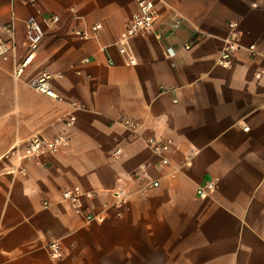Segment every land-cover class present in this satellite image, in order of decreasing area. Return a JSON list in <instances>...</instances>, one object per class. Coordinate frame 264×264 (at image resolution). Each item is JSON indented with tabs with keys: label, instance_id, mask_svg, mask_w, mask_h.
Instances as JSON below:
<instances>
[{
	"label": "crops",
	"instance_id": "1",
	"mask_svg": "<svg viewBox=\"0 0 264 264\" xmlns=\"http://www.w3.org/2000/svg\"><path fill=\"white\" fill-rule=\"evenodd\" d=\"M157 8L163 37L132 39L128 66L114 44L134 0H0V40L13 20L17 59L25 22L33 17L44 30L22 81L12 79V61L0 63V264H264V88L251 81L264 66V0H161ZM172 12L184 22L166 38ZM52 16L59 22L48 27ZM232 22L240 49L222 68ZM251 45L260 53L253 60ZM43 72L59 100L29 87ZM36 134L67 144L40 164L8 155ZM152 137L173 141L167 165L145 146ZM206 183L214 191L200 199ZM73 187L92 194L83 213H102L103 223L60 201ZM53 241L59 261L44 250Z\"/></svg>",
	"mask_w": 264,
	"mask_h": 264
},
{
	"label": "built area",
	"instance_id": "2",
	"mask_svg": "<svg viewBox=\"0 0 264 264\" xmlns=\"http://www.w3.org/2000/svg\"><path fill=\"white\" fill-rule=\"evenodd\" d=\"M33 1V0H32ZM161 0H134L135 11L130 17V20L124 27L123 31L119 35V38L115 42L114 46L117 49L118 54L123 58L126 65L132 66L136 64L134 57L129 53L127 46L129 42L137 37L153 36L155 39H162L161 33L156 30L159 20L158 5ZM69 13L75 19V9L70 8ZM59 22V17L52 16L44 21V24L48 27L55 25ZM184 18L178 13L172 12L169 15L167 21V37H171L182 25ZM228 34L223 40V45L218 53L217 65L222 68H228L232 57L240 49L239 45V32L237 30V23H229ZM3 30L7 36L6 40H0V63L12 61V72L11 77L14 81H22L24 75L33 64L37 53L39 52L40 46L44 38V30L41 23L35 18L31 17L25 22V54L17 59L16 55V41H15V30L14 23L11 20L7 25L3 27ZM100 30V25H94L91 27V33L96 34ZM74 35L85 40L89 36L81 30H74ZM190 44L185 45V49L189 50ZM249 58L260 56L254 45L247 48ZM54 76L43 72L36 76L29 82L31 87L37 93L43 94L49 98L59 100V97L53 92L51 88V82ZM251 81L262 88H264V66L254 71L252 74ZM71 107L74 111H79L80 106L76 103H72ZM75 122V116L70 114L67 118L62 120L64 128H70ZM124 126L134 130L137 124L124 121ZM248 128H244L247 131ZM67 144V139L63 135H58L52 139L45 138L42 134H36L31 137L23 147L15 145L8 153L17 159L22 160H33L36 164H40V157L45 154H56L60 148ZM145 146L151 151V153L159 159L161 165H167L168 159L167 154L173 148V141L170 139H156L155 137L148 138L145 141ZM122 150L116 146L112 152V158L118 160L121 157ZM18 173L21 175L25 174L24 168H19ZM150 187H156L157 183H152ZM215 185L213 183H206L197 190V195L200 199L207 198L208 195L213 193ZM116 198L121 200L120 195L114 194ZM92 194L83 192L79 187H73L60 192V201L68 205V207L76 214H81L87 223L101 224L105 220V216L102 213H83L82 201L86 198H91ZM43 207H49L48 203H43ZM48 257L53 261H59L62 256V248L57 241H53L44 247Z\"/></svg>",
	"mask_w": 264,
	"mask_h": 264
}]
</instances>
